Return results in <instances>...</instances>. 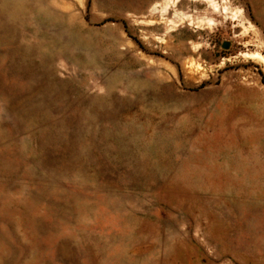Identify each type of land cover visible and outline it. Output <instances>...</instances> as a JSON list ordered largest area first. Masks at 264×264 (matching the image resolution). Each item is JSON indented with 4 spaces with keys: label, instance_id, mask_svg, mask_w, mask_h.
<instances>
[{
    "label": "rangeland",
    "instance_id": "374dc122",
    "mask_svg": "<svg viewBox=\"0 0 264 264\" xmlns=\"http://www.w3.org/2000/svg\"><path fill=\"white\" fill-rule=\"evenodd\" d=\"M213 1L0 0V264H264V0Z\"/></svg>",
    "mask_w": 264,
    "mask_h": 264
},
{
    "label": "bare ground",
    "instance_id": "6f19581e",
    "mask_svg": "<svg viewBox=\"0 0 264 264\" xmlns=\"http://www.w3.org/2000/svg\"><path fill=\"white\" fill-rule=\"evenodd\" d=\"M206 2L209 4V6L212 9V14H219L222 12H225V9H223V11L220 10L219 6L217 4L214 3L213 0H206ZM210 22H213L212 19L209 20ZM251 55V54H250ZM254 58H256V60L263 66L264 68V56L260 55V54H254L253 55Z\"/></svg>",
    "mask_w": 264,
    "mask_h": 264
},
{
    "label": "water",
    "instance_id": "95a60500",
    "mask_svg": "<svg viewBox=\"0 0 264 264\" xmlns=\"http://www.w3.org/2000/svg\"><path fill=\"white\" fill-rule=\"evenodd\" d=\"M225 48H227V46H225Z\"/></svg>",
    "mask_w": 264,
    "mask_h": 264
}]
</instances>
